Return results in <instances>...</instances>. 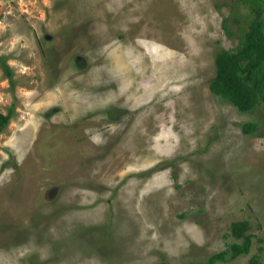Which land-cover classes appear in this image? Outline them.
<instances>
[{
	"label": "rangeland",
	"instance_id": "1",
	"mask_svg": "<svg viewBox=\"0 0 264 264\" xmlns=\"http://www.w3.org/2000/svg\"><path fill=\"white\" fill-rule=\"evenodd\" d=\"M230 4L0 0V264L205 263L240 220L210 264H264V108L208 90Z\"/></svg>",
	"mask_w": 264,
	"mask_h": 264
},
{
	"label": "trees",
	"instance_id": "2",
	"mask_svg": "<svg viewBox=\"0 0 264 264\" xmlns=\"http://www.w3.org/2000/svg\"><path fill=\"white\" fill-rule=\"evenodd\" d=\"M230 18L238 25L237 33L230 30L228 16L221 19V28L226 37L236 38L231 48H219L213 55L214 74L208 81V90L221 99L228 101L240 112H249L256 106L264 108V0H230ZM244 8L242 14L237 13ZM5 74L8 67L1 61ZM10 111L0 113V130L8 122ZM259 123L246 121L240 125L245 135L256 134L264 137V128ZM249 224L246 220L234 221L229 225V234L239 241L230 242L225 249L212 254L203 262L186 264H210L226 261L249 252L252 235L246 233ZM263 241V238H258ZM158 264H166L160 262ZM184 264V263H183ZM248 264H259L255 255L249 257Z\"/></svg>",
	"mask_w": 264,
	"mask_h": 264
}]
</instances>
